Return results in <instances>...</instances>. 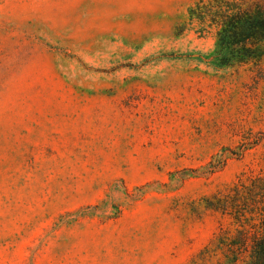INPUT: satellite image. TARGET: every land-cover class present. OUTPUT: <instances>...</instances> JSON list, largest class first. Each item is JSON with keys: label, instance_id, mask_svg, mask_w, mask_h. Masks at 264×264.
<instances>
[{"label": "rangeland", "instance_id": "rangeland-1", "mask_svg": "<svg viewBox=\"0 0 264 264\" xmlns=\"http://www.w3.org/2000/svg\"><path fill=\"white\" fill-rule=\"evenodd\" d=\"M200 1L0 0V264H196L264 175V43L230 60Z\"/></svg>", "mask_w": 264, "mask_h": 264}, {"label": "trees", "instance_id": "trees-1", "mask_svg": "<svg viewBox=\"0 0 264 264\" xmlns=\"http://www.w3.org/2000/svg\"><path fill=\"white\" fill-rule=\"evenodd\" d=\"M225 1L201 0L190 9L193 18H213L222 50L230 60L247 63L263 56L264 5L238 9ZM254 47L250 53L248 48ZM206 208L221 216L211 242L196 264H264V175L238 178L224 193L206 199Z\"/></svg>", "mask_w": 264, "mask_h": 264}]
</instances>
